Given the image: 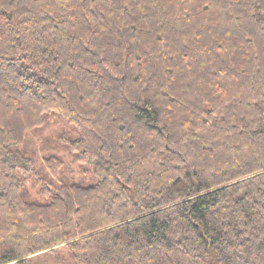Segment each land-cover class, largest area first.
Wrapping results in <instances>:
<instances>
[{
  "label": "trees",
  "instance_id": "1",
  "mask_svg": "<svg viewBox=\"0 0 264 264\" xmlns=\"http://www.w3.org/2000/svg\"><path fill=\"white\" fill-rule=\"evenodd\" d=\"M63 246L264 264V0H0V264Z\"/></svg>",
  "mask_w": 264,
  "mask_h": 264
},
{
  "label": "rangeland",
  "instance_id": "2",
  "mask_svg": "<svg viewBox=\"0 0 264 264\" xmlns=\"http://www.w3.org/2000/svg\"><path fill=\"white\" fill-rule=\"evenodd\" d=\"M49 138L51 137L52 147L50 151L57 153L58 155L62 156L68 163H72L75 165V162L72 160L69 149L66 145L65 139L74 138L78 135L77 130L69 125L67 122L59 121L54 127H51L48 131ZM31 140V138H29ZM19 149L24 150V144L18 146ZM43 151L37 150L36 154L41 155ZM77 180V178L75 179ZM85 183H91L92 179L90 176H86ZM32 196L35 198H39L40 195L37 191L33 188L31 191ZM56 259L60 260L61 264H74L71 260V255L67 247L63 246L55 251H49L39 257L36 260L41 262L51 263ZM15 264V263H13ZM17 264V263H16Z\"/></svg>",
  "mask_w": 264,
  "mask_h": 264
}]
</instances>
